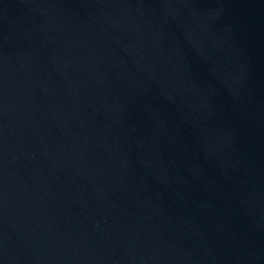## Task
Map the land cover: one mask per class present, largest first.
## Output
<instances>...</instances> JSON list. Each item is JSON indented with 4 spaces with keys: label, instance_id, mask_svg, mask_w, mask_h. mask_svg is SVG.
Here are the masks:
<instances>
[{
    "label": "water",
    "instance_id": "1",
    "mask_svg": "<svg viewBox=\"0 0 264 264\" xmlns=\"http://www.w3.org/2000/svg\"><path fill=\"white\" fill-rule=\"evenodd\" d=\"M0 264H264V0H0Z\"/></svg>",
    "mask_w": 264,
    "mask_h": 264
}]
</instances>
